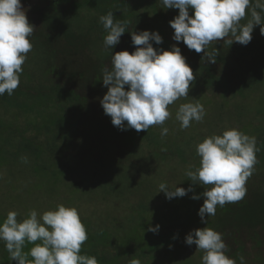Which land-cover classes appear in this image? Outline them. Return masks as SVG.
Returning a JSON list of instances; mask_svg holds the SVG:
<instances>
[{"label": "trees", "instance_id": "trees-1", "mask_svg": "<svg viewBox=\"0 0 264 264\" xmlns=\"http://www.w3.org/2000/svg\"><path fill=\"white\" fill-rule=\"evenodd\" d=\"M39 1L31 9V15L38 23V30L29 40L32 49L39 52L34 65L37 68V78H41L42 84L18 86L11 96L4 95L0 101H23L21 94L25 90L32 95L29 96V102L25 101L23 105L29 104V114H34L36 119L41 120L29 122L28 125L32 127L35 139L44 138V143L33 147L34 138L25 136L23 139L26 143L22 150L32 154L35 163L43 160V164L38 165L39 170L47 172L54 166L61 178H73V175L76 177L81 170L90 177V181L79 175L76 180L79 182L75 183L80 186L83 182L91 183L96 180L100 170L112 169L117 164L131 160L140 147L143 150L151 147L146 131L142 134L144 136H138L139 132L135 129L121 130L104 113L100 101L108 88L104 86L102 78L105 68L111 70L112 55L123 50L132 53L139 47L132 43L131 32H153L157 24L158 29L171 27L169 21L179 14V9L164 8L161 0ZM255 3L256 0H250L251 10L255 8ZM251 10L246 9V12ZM255 10L260 13L264 22V11L259 8ZM109 11L113 12L115 20L126 22V32L120 37V43L113 48L105 47L104 37L107 32L99 20ZM193 12L194 10L189 9L190 15ZM150 21L156 25L153 26ZM246 21L247 18H243L240 24L246 25ZM257 28L260 29L261 25L254 26L252 40L247 45L235 41L231 44L234 37L229 34L224 40L211 42L206 47V55L205 52L190 50L183 41L176 42L175 45L180 48L182 56L193 71L194 80L190 86H201L207 92L218 87L233 98H236L234 90L242 94L259 88L264 78V36L253 34ZM159 34L162 37L161 44L150 41L154 49L171 50L173 43L162 33ZM207 53H215V63L208 61ZM31 76L27 77L29 81ZM210 101L219 102L212 99ZM11 131L14 135L20 132L16 126ZM23 132L25 134V129ZM101 138H106L111 143L103 147L100 145ZM255 138L257 163L246 181L245 197L236 203H226L223 207L217 205L215 215L208 216L205 225L222 234L227 245L226 255L236 263L241 262V258L246 261L248 256L243 234L248 236L246 239H250L256 248L264 247V240L258 238V232H255L264 231V133ZM163 145L166 146L165 143ZM83 149L88 152L83 153ZM72 150L75 151L74 154H71ZM192 155L188 158L190 163L186 162L187 165H184L194 170L196 163ZM211 187L212 185H205L207 189ZM203 198L205 199L204 196ZM198 221H201L200 216L195 218L191 214L185 220L188 227L193 228ZM143 222L149 224L148 221ZM161 222L166 223V220H160ZM195 229L190 228L189 232L151 234L134 227L126 236H105L99 239H94L87 232V245L82 244L80 254L94 256L98 264H129L134 258L139 259L141 264H153L156 258L167 264H186L184 253L187 246L181 237Z\"/></svg>", "mask_w": 264, "mask_h": 264}, {"label": "clouds", "instance_id": "clouds-1", "mask_svg": "<svg viewBox=\"0 0 264 264\" xmlns=\"http://www.w3.org/2000/svg\"><path fill=\"white\" fill-rule=\"evenodd\" d=\"M164 8L179 9V14L169 24L174 29L173 39L183 43L197 53L205 52L213 41L224 40L229 34L230 41L247 45L252 40L254 26L264 22L259 8L264 11V0H256L251 10V19L246 25L240 21L246 15L250 0H161ZM189 9L194 10L189 14ZM107 35L105 47H115L124 34L126 22L114 19L113 12L99 18ZM34 27L29 23L21 0H0V96L7 92L12 95L20 84V74L27 53L32 49L29 37ZM135 51L116 52L111 58V70L104 69L103 84L108 88L100 101L104 113L111 117L114 126L121 130L128 128L137 132L146 131L153 125H163L169 118L168 106L180 97L188 96L190 83L194 80L191 67L186 63L181 50L173 45L171 50L154 49L150 41L162 43L158 32L148 30L131 32ZM208 61L215 63V53H207ZM127 85V90L125 86ZM205 109L202 104L180 105L176 119L182 128H188L192 121H202ZM126 122V124H125ZM165 127L161 135H167ZM201 166L195 171H187L191 181L201 185H212L204 191L203 205L198 211L201 222L206 225L207 217L215 215L217 205L236 203L247 192V179L252 175L257 163L256 138L238 129L225 130L222 135L205 138L197 145ZM27 162L26 157L21 158ZM167 199L183 197L192 188L175 187L166 183L159 185ZM193 199H200L193 195ZM17 213L10 211L0 223V240L10 259L16 264H98L94 256L81 255L82 244L87 240L86 228L74 207L58 205L55 210L45 211L38 219L35 210L30 211L22 222L17 221ZM159 225L147 229L157 232ZM40 241V243H35ZM26 243L34 246L25 253ZM188 246L197 245L204 250L202 264H236L226 255L227 245L222 234L204 227L190 232L185 239ZM29 256L32 259H29ZM129 264H141L132 259ZM241 264H244L241 258Z\"/></svg>", "mask_w": 264, "mask_h": 264}, {"label": "rangeland", "instance_id": "rangeland-1", "mask_svg": "<svg viewBox=\"0 0 264 264\" xmlns=\"http://www.w3.org/2000/svg\"><path fill=\"white\" fill-rule=\"evenodd\" d=\"M39 2V0H21L27 19L34 27L33 33L38 30V23L31 15V9ZM248 9L251 10L250 7ZM244 18L249 21L252 18L251 12H246ZM150 22L153 26L156 25ZM158 28L157 24L154 27L155 32L162 33L173 45L176 44L177 41L173 39L174 29ZM253 34L264 36L258 28ZM38 57L39 52L35 49L27 53V58L22 65L19 86L42 84L41 78H37V68L34 65ZM29 76L32 77L30 81L27 79ZM258 87L242 94L234 90L233 95L236 98H233L218 87H213L207 92L201 86H190L188 96L180 97L168 106L170 116L164 124L153 125L147 130V137L151 140L149 149L143 150V147H140L137 155L131 160L117 164L112 169L100 170L96 180L91 183L83 182L80 186L75 183L79 182L76 181L79 175L85 176V179L90 181V177L81 170L76 171L79 174L76 177L73 175V178L71 176L61 178L54 166L47 172L39 170L38 165L43 164V160L35 163L32 154L22 150V146L26 143L23 139L25 136L34 138L32 139L35 142L33 147L44 143V138L35 139V133L28 125L29 122L41 120L36 119L34 114H29L31 113L27 106L29 104L23 105L25 101L29 102L31 99L29 96L32 95L25 90L21 94L23 101L21 99H18L17 103L0 101V223H3L10 211L16 212L17 221L22 222L32 210L37 212L39 219L45 211L55 210L58 205L63 204L78 210L86 232L94 239L105 236L116 238L122 235L123 237L131 233L134 227H137L138 231L145 230L152 234L153 232L147 230L150 225L152 227L159 225L158 231L154 234L189 232L190 228H204L205 224L201 221L192 223L195 224L194 228L188 227L185 222L189 214L195 218L198 216V211L204 203L205 191V185L199 184V181H191L186 172L195 171L201 166V157L196 149L205 138L222 135L225 130L232 128L254 137L264 133V78ZM4 95L11 96L7 92ZM4 95L0 96L1 100ZM210 99L219 102H213ZM21 102L22 105H20ZM197 102L205 109L203 120L192 121L188 128H182L181 122L176 119L180 105ZM14 126L20 130L17 135L11 131ZM165 127L168 133L162 136L161 131ZM140 134H145V131H140L137 135ZM100 143L101 146L107 147L111 141L101 138ZM85 150L83 149L82 152H88ZM74 153L75 151L72 150L71 154ZM44 155L43 159L47 161ZM190 155L195 158L193 159L196 163L194 170L185 166L191 161L188 160ZM22 157H26L27 162H24ZM161 183H166L171 189L191 187L192 191L183 197L169 200L163 191L159 192ZM193 195L199 196L200 199H193ZM163 219L166 223H160ZM143 221H148L149 224ZM255 232H258V238L264 240V231L256 230ZM187 235V233L182 235L183 243ZM242 236L248 253L246 261H243L244 264H264V247L256 248L250 239H246L248 238L246 234ZM86 243L85 241L83 244L87 245ZM33 246L34 244L26 243L23 251L27 253ZM186 246L184 253L186 264H202L204 250L198 249L195 244L191 246L186 244ZM29 259L32 258L29 256ZM14 262L5 248V242L0 240V264H14ZM153 264L167 263L156 258Z\"/></svg>", "mask_w": 264, "mask_h": 264}]
</instances>
